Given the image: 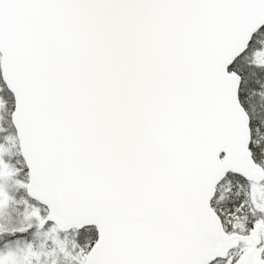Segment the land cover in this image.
Wrapping results in <instances>:
<instances>
[{"label":"snow or ice","instance_id":"6c2138e0","mask_svg":"<svg viewBox=\"0 0 264 264\" xmlns=\"http://www.w3.org/2000/svg\"><path fill=\"white\" fill-rule=\"evenodd\" d=\"M0 264H264V0H0Z\"/></svg>","mask_w":264,"mask_h":264}]
</instances>
